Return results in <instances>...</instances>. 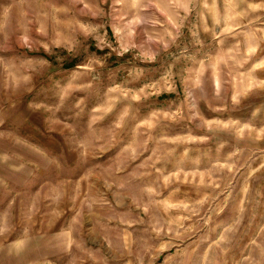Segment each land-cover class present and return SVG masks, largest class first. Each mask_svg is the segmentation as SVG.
Here are the masks:
<instances>
[{
    "label": "rangeland",
    "instance_id": "374dc122",
    "mask_svg": "<svg viewBox=\"0 0 264 264\" xmlns=\"http://www.w3.org/2000/svg\"><path fill=\"white\" fill-rule=\"evenodd\" d=\"M0 264H264V0H0Z\"/></svg>",
    "mask_w": 264,
    "mask_h": 264
}]
</instances>
